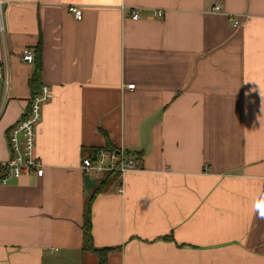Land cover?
Listing matches in <instances>:
<instances>
[{"label": "crops", "instance_id": "1", "mask_svg": "<svg viewBox=\"0 0 264 264\" xmlns=\"http://www.w3.org/2000/svg\"><path fill=\"white\" fill-rule=\"evenodd\" d=\"M3 1L0 162L36 71L51 98L44 175L0 185V264H264V0ZM102 148L142 170L83 172Z\"/></svg>", "mask_w": 264, "mask_h": 264}, {"label": "built area", "instance_id": "2", "mask_svg": "<svg viewBox=\"0 0 264 264\" xmlns=\"http://www.w3.org/2000/svg\"><path fill=\"white\" fill-rule=\"evenodd\" d=\"M5 2L0 0V33H6L5 28ZM220 6L214 7V11H220ZM69 11L75 19H82V11L77 7H71ZM163 13L158 11L157 17H162ZM133 20L139 19L137 12L132 13ZM239 21L235 20L234 25L238 26ZM19 59L23 63H33L35 53L29 49H24ZM127 88L134 89L135 85H128ZM3 90L2 104L0 107V117L3 113L5 103L9 95V66L7 61H0V94ZM51 98V92L47 86L41 88L39 94L30 101L29 111L26 116L17 124L12 126L7 134V141L11 152V157L7 161L0 162V185H7L11 180H20L22 177L36 174L42 177L45 173V165L35 154L37 144V128L42 119V109ZM81 169L87 174L94 176L112 175L118 177L120 182L127 173L139 172L142 170V161L137 155L127 154L125 151L98 149L93 156L84 157L81 160ZM120 194H124V187L118 189Z\"/></svg>", "mask_w": 264, "mask_h": 264}, {"label": "trees", "instance_id": "3", "mask_svg": "<svg viewBox=\"0 0 264 264\" xmlns=\"http://www.w3.org/2000/svg\"><path fill=\"white\" fill-rule=\"evenodd\" d=\"M38 59V55L36 54L35 55V60L34 62H36V60ZM39 79H40V74H39V71H36L35 74L33 75V78L32 80L30 81L31 85H32V88H33V91L34 93L39 90L38 92H36L33 97H35L37 94H39L40 90H41V87H40V83H39ZM40 87V89H39ZM32 97V98H33ZM115 178V176L113 175H110L107 177V181H110V180H113ZM106 181V182H107ZM97 193L100 192V190H97L96 191ZM89 227L87 229V232H89ZM98 256H99V264H106L107 263V260H106V257H107V254L110 252V249H102V250H96Z\"/></svg>", "mask_w": 264, "mask_h": 264}, {"label": "clouds", "instance_id": "4", "mask_svg": "<svg viewBox=\"0 0 264 264\" xmlns=\"http://www.w3.org/2000/svg\"><path fill=\"white\" fill-rule=\"evenodd\" d=\"M262 218H264V217H262Z\"/></svg>", "mask_w": 264, "mask_h": 264}]
</instances>
